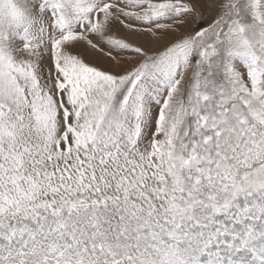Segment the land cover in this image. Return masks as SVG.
<instances>
[{
  "label": "snow or ice",
  "instance_id": "obj_1",
  "mask_svg": "<svg viewBox=\"0 0 264 264\" xmlns=\"http://www.w3.org/2000/svg\"><path fill=\"white\" fill-rule=\"evenodd\" d=\"M0 264H264V0H0Z\"/></svg>",
  "mask_w": 264,
  "mask_h": 264
}]
</instances>
